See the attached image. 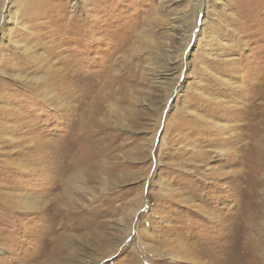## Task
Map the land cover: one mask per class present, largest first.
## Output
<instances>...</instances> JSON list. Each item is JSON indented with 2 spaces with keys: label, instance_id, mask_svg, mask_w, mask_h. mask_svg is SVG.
<instances>
[{
  "label": "rangeland",
  "instance_id": "obj_1",
  "mask_svg": "<svg viewBox=\"0 0 264 264\" xmlns=\"http://www.w3.org/2000/svg\"><path fill=\"white\" fill-rule=\"evenodd\" d=\"M209 2L0 0V264H264V0Z\"/></svg>",
  "mask_w": 264,
  "mask_h": 264
},
{
  "label": "bare ground",
  "instance_id": "obj_2",
  "mask_svg": "<svg viewBox=\"0 0 264 264\" xmlns=\"http://www.w3.org/2000/svg\"><path fill=\"white\" fill-rule=\"evenodd\" d=\"M206 3H210V2H209V0H202V5H201V7H203V5H204V4L206 5ZM205 5H204V6H205ZM199 12H201V13H202V11H201V10H200ZM199 12H197V15H196V20H197V16L199 15V14H198ZM196 20H195V24H196V27H197V26H198V24H199V22H200V19L198 20V22H197V23H196ZM192 34H193V33H192ZM192 34H191V35H192ZM191 35H190V36H191ZM19 70H20V69H19ZM253 86H254V85H253ZM262 91H264V90H262ZM263 105H264V104H263ZM221 151H222V150H221ZM36 202H38V201H37V200H34V201H32V202H31V204H33V203H36Z\"/></svg>",
  "mask_w": 264,
  "mask_h": 264
}]
</instances>
